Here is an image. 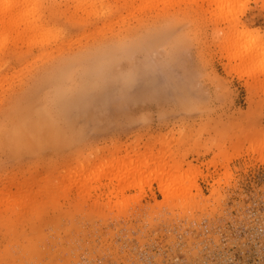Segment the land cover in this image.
<instances>
[{"label": "rangeland", "instance_id": "1", "mask_svg": "<svg viewBox=\"0 0 264 264\" xmlns=\"http://www.w3.org/2000/svg\"><path fill=\"white\" fill-rule=\"evenodd\" d=\"M177 262L264 264V0H0V264Z\"/></svg>", "mask_w": 264, "mask_h": 264}, {"label": "bare ground", "instance_id": "2", "mask_svg": "<svg viewBox=\"0 0 264 264\" xmlns=\"http://www.w3.org/2000/svg\"><path fill=\"white\" fill-rule=\"evenodd\" d=\"M251 32H248V30L246 31V32H243V35H248V34H250ZM136 79V78H135ZM23 103V102H22ZM24 105V104H23ZM19 107H20V105H19ZM17 108V107H16ZM36 108V107H35ZM21 109H23V108H21ZM36 110H38L37 108H36ZM37 112V111H36ZM39 114H40V112H39ZM37 119H38V117H37ZM48 119V118H47ZM21 120V123H19L17 126H15L14 125V127L13 128H11V131L10 132H12V133H10V134H12L11 136L13 137H11L12 139H14V141H15V143L16 144H19L20 145V143L22 142V140L24 141V140H27V145H29V144H31V143H37V145L38 144H40L41 142H43V140H42V138L41 137H43V136H41L40 134H42V132H41V130H43L42 128H45V127H42L41 128V126H43V125H41L42 124V122H41V119H38V120H36V122H34L33 124L32 123H27V124H25L23 121H22V119H20ZM47 122H48V120H46ZM51 122V121H50ZM46 124V123H45ZM12 125V124H11ZM46 126V125H45ZM47 128V127H46ZM48 129V128H47ZM47 129H46V131H47ZM46 131H44V132H46ZM57 131L58 130H56V137H54L55 136V134H54V136H52V138H57L58 137V139H59V141H60V135L58 136V133H57ZM41 132V133H40ZM55 132V131H54ZM44 134V133H43ZM47 134V133H46ZM46 134H44V137H45V135ZM49 134V133H48ZM53 135V134H52ZM44 137H43V139H44ZM50 137V136H49ZM52 138H50V139H52ZM49 139V138H48ZM58 139H56V142H57V140ZM46 140V139H45ZM53 140V139H52ZM51 140V141H52ZM47 142H49L48 140H46ZM58 141V142H59ZM46 142V143H47ZM54 142V141H53ZM32 146H33V144H31ZM35 145V144H34ZM30 146V145H29ZM40 146H42V144L40 145ZM31 148V147H30ZM30 150V149H29ZM127 161V160H126ZM107 165V166H106ZM131 164H130V162H129V159H128V161L127 162H123L121 165H120V163H116V162H114L113 160H108L106 163L105 162H103V163H100L99 165H98V167L96 168L98 171L97 172H99V170H102L103 168H104V166L106 167L103 171H104V173L100 176V172L97 174V177H98V175H99V177L100 178H102V179H104V178H111L112 176H113V174H114V172H116V171H121V173L122 174H124L126 171H128V168H131V166H130ZM102 173V172H101ZM109 178V179H110ZM99 179V178H98ZM101 179V180H102ZM158 179H161V178H158ZM180 179H182V178H180ZM226 179V178H225ZM100 180V179H99ZM125 180V179H124ZM142 184L140 183V181L138 182V184H137V187H140ZM181 189H183V187L181 188ZM171 190L169 189V187H168V189L166 188V190L164 191L165 193V198H167L168 196H169V194L170 193H172V192H170ZM184 192V191H183ZM172 264H182V263H172Z\"/></svg>", "mask_w": 264, "mask_h": 264}, {"label": "built area", "instance_id": "3", "mask_svg": "<svg viewBox=\"0 0 264 264\" xmlns=\"http://www.w3.org/2000/svg\"><path fill=\"white\" fill-rule=\"evenodd\" d=\"M177 263H181V262H177Z\"/></svg>", "mask_w": 264, "mask_h": 264}]
</instances>
